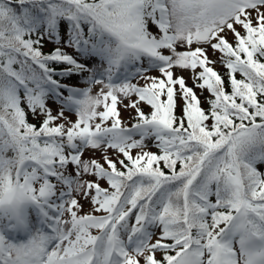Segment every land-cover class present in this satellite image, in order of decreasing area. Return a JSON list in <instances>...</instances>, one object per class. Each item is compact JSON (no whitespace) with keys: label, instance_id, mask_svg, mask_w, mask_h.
Listing matches in <instances>:
<instances>
[{"label":"snow or ice","instance_id":"obj_1","mask_svg":"<svg viewBox=\"0 0 264 264\" xmlns=\"http://www.w3.org/2000/svg\"><path fill=\"white\" fill-rule=\"evenodd\" d=\"M0 264H264V0H0Z\"/></svg>","mask_w":264,"mask_h":264}]
</instances>
